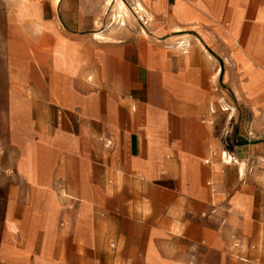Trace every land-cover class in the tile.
Returning a JSON list of instances; mask_svg holds the SVG:
<instances>
[{
    "label": "crops",
    "instance_id": "crops-1",
    "mask_svg": "<svg viewBox=\"0 0 264 264\" xmlns=\"http://www.w3.org/2000/svg\"><path fill=\"white\" fill-rule=\"evenodd\" d=\"M137 1L0 0V264H264V0Z\"/></svg>",
    "mask_w": 264,
    "mask_h": 264
},
{
    "label": "rangeland",
    "instance_id": "rangeland-1",
    "mask_svg": "<svg viewBox=\"0 0 264 264\" xmlns=\"http://www.w3.org/2000/svg\"><path fill=\"white\" fill-rule=\"evenodd\" d=\"M132 20H133V18H132ZM228 96L231 100L233 99L231 94H228ZM221 101L222 102H219L221 105L220 106L221 109L223 110L224 108H228V112L227 113H226V111L224 112L226 114H224V119H223V130L227 129V128L229 129L230 133H232V135H233V144L236 147L242 143L243 138H241V136H240L241 133L245 129H247L249 132H250V130H252V120H254V118L248 109H244L242 111V109L235 107L234 104L228 106V104H226L223 100H221ZM221 109L218 106V110L221 111ZM233 113H234V116L232 118V121L230 123H228V117L230 114H233ZM243 119L246 120V123H247L246 125H242L241 121ZM229 156H230V158H229ZM225 158H226L225 159L226 162L234 163L233 155L229 154ZM258 200H259V204H262L264 201V195H260ZM253 238H254V240H257L258 237H256V235H254ZM220 259H221V256L219 255L218 264H220ZM205 264H209V263H205ZM248 264H258V263H248Z\"/></svg>",
    "mask_w": 264,
    "mask_h": 264
},
{
    "label": "built area",
    "instance_id": "built-area-1",
    "mask_svg": "<svg viewBox=\"0 0 264 264\" xmlns=\"http://www.w3.org/2000/svg\"><path fill=\"white\" fill-rule=\"evenodd\" d=\"M116 3H119L126 11L140 26L141 30L147 31L152 22V15L151 13L143 7L137 0H106V5L108 7H113ZM125 15L122 13L117 14L116 21L117 23H121L124 20ZM224 111H228V108H224ZM215 155V153H213ZM227 156L228 154L225 153ZM230 158V156H229Z\"/></svg>",
    "mask_w": 264,
    "mask_h": 264
}]
</instances>
